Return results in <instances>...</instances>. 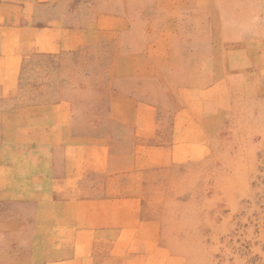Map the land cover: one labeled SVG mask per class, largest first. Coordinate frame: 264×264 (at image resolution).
<instances>
[{
	"label": "rangeland",
	"instance_id": "374dc122",
	"mask_svg": "<svg viewBox=\"0 0 264 264\" xmlns=\"http://www.w3.org/2000/svg\"><path fill=\"white\" fill-rule=\"evenodd\" d=\"M0 25L22 43L14 92L0 98V145L63 135L67 114L74 136L138 151L134 194L154 231L136 240L150 253L137 262L264 264V0H0ZM130 104L153 107L151 140L123 124ZM38 197L0 199V264H38L41 200V230L59 235L39 257L48 247L64 257V223L49 221L63 196Z\"/></svg>",
	"mask_w": 264,
	"mask_h": 264
},
{
	"label": "crops",
	"instance_id": "0c3cea01",
	"mask_svg": "<svg viewBox=\"0 0 264 264\" xmlns=\"http://www.w3.org/2000/svg\"><path fill=\"white\" fill-rule=\"evenodd\" d=\"M0 29L3 31L2 27ZM65 42L60 40L56 47L58 49L64 47ZM21 44V41L17 44L16 41L0 37V98L14 92L22 55L18 48ZM151 108L153 107L149 104H130L132 118L123 122L124 125L134 128L136 136L144 134V141L151 140L150 133L154 131L155 119ZM63 127V135H53L48 140H42L40 134L32 135L28 140L31 141L29 142L31 145L18 143L16 139L12 142L4 139V144L0 145V199L38 200V190L41 189L56 191L64 199V214L49 218L51 223L55 222L56 228L60 222L64 223V235L68 241L64 257H56L55 247L47 248L51 251H48V256L50 255L48 258L39 257L47 255L46 251H40V243L45 244L47 238L59 235L56 231L50 230L46 233L41 230L42 222L48 221L42 214L44 204L41 200L36 203L34 217L33 262L144 264L137 262L136 256L150 253L147 247L137 244L136 240L152 239L153 235L149 232L154 231L152 229L154 227L151 220L140 219V204L134 194L132 179L135 171L131 163L139 158L136 147L131 151L117 152L106 146L104 139L74 136L72 123L67 114ZM146 132L150 133L145 135ZM48 143L50 146L46 151L43 144ZM53 143H63L59 146L58 153L52 152ZM158 149L151 147L150 154L155 152L162 154L164 150ZM161 157L163 158V154ZM45 184L47 186H43ZM86 191L94 192L96 196L91 194L89 197L85 196ZM75 193L77 195H74ZM60 232L63 235V232ZM86 256H91V260L89 261Z\"/></svg>",
	"mask_w": 264,
	"mask_h": 264
}]
</instances>
